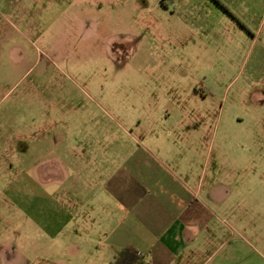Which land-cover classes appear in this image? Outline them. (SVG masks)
<instances>
[{
    "label": "rangeland",
    "instance_id": "1",
    "mask_svg": "<svg viewBox=\"0 0 264 264\" xmlns=\"http://www.w3.org/2000/svg\"><path fill=\"white\" fill-rule=\"evenodd\" d=\"M54 4L44 16L29 4V17L0 22V65L9 60L0 72V264L1 253L24 264L26 223L39 246V218L26 222L17 186L39 150L71 159L61 173L67 194L97 171V148L117 158L155 132L205 136L207 177L227 193L223 218L233 225L236 212L229 240L242 259L264 256V0H126L120 19L106 0ZM138 132H149L144 142ZM76 139L94 153H78Z\"/></svg>",
    "mask_w": 264,
    "mask_h": 264
},
{
    "label": "crops",
    "instance_id": "2",
    "mask_svg": "<svg viewBox=\"0 0 264 264\" xmlns=\"http://www.w3.org/2000/svg\"><path fill=\"white\" fill-rule=\"evenodd\" d=\"M28 2L35 5V13L44 16L47 3L53 8L56 0H0V22L11 25L15 19L29 17ZM125 5L126 0H106L108 8L118 10V19ZM76 6L87 8L82 3ZM7 64L0 65L1 73L8 71ZM148 134L138 132L136 138L144 142ZM151 135L146 140L148 145L137 144L122 152L119 149L117 158L97 148L101 157L91 159L99 163L97 171L89 172L91 176L80 182L84 189L67 194L61 190V173L71 159L64 157L62 150L55 149L54 157L47 149L39 150L38 163H29L33 174L23 173L24 179L17 183L26 222L38 217L42 236L39 246H33L25 222L24 264H113L114 256L125 248L140 252L143 264H264L260 251L253 250L256 258L238 257V241L229 240L231 230L237 229L238 221L233 219L236 212L230 215L233 225L223 218L227 193L222 191L220 178L215 174L207 177L206 156L201 154L205 136L201 132H176L170 141L157 132ZM75 141L81 149L78 153H94V147L86 145L91 142L83 147L79 139ZM47 153L54 161L46 160ZM52 182L59 195L48 189ZM36 247L38 260L31 262L29 253ZM1 256L7 264L16 259L7 253Z\"/></svg>",
    "mask_w": 264,
    "mask_h": 264
},
{
    "label": "trees",
    "instance_id": "3",
    "mask_svg": "<svg viewBox=\"0 0 264 264\" xmlns=\"http://www.w3.org/2000/svg\"><path fill=\"white\" fill-rule=\"evenodd\" d=\"M136 261L142 263L141 257L137 255V252L132 249L125 248L114 256L112 262L113 264H132Z\"/></svg>",
    "mask_w": 264,
    "mask_h": 264
},
{
    "label": "built area",
    "instance_id": "4",
    "mask_svg": "<svg viewBox=\"0 0 264 264\" xmlns=\"http://www.w3.org/2000/svg\"><path fill=\"white\" fill-rule=\"evenodd\" d=\"M137 255L141 256L140 252H137ZM132 264H143V263H139V262L136 261V262H133Z\"/></svg>",
    "mask_w": 264,
    "mask_h": 264
}]
</instances>
